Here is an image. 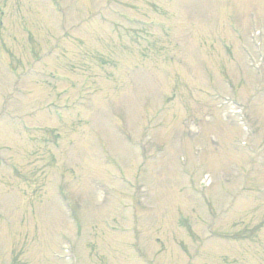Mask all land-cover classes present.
<instances>
[{"label":"rangeland","instance_id":"1","mask_svg":"<svg viewBox=\"0 0 264 264\" xmlns=\"http://www.w3.org/2000/svg\"><path fill=\"white\" fill-rule=\"evenodd\" d=\"M53 1L0 0V264H264V0Z\"/></svg>","mask_w":264,"mask_h":264},{"label":"bare ground","instance_id":"2","mask_svg":"<svg viewBox=\"0 0 264 264\" xmlns=\"http://www.w3.org/2000/svg\"><path fill=\"white\" fill-rule=\"evenodd\" d=\"M81 26H82V24L80 25V27H81ZM91 26H94V25L91 23ZM80 27H79V28H80Z\"/></svg>","mask_w":264,"mask_h":264}]
</instances>
